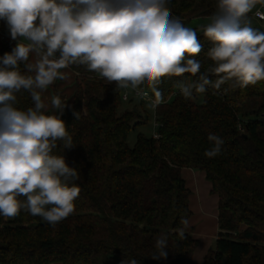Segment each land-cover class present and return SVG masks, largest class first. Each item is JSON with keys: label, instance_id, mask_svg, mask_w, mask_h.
Masks as SVG:
<instances>
[{"label": "trees", "instance_id": "trees-1", "mask_svg": "<svg viewBox=\"0 0 264 264\" xmlns=\"http://www.w3.org/2000/svg\"><path fill=\"white\" fill-rule=\"evenodd\" d=\"M167 6L185 24L210 17L217 0H168ZM8 28L0 20V33ZM197 34L203 73L213 66L207 57L213 45ZM14 47L0 40V57ZM68 69L76 75L71 97L56 90L53 96L66 105L61 118L73 147L58 141L53 154L79 172L70 182L80 189L75 211L55 226L25 210L10 221L0 216V264H189L198 240L182 223L191 215L183 168L202 172L217 197L218 235L202 264H264V81L247 87L229 81L186 99L177 84L199 74L165 77L158 86L163 102L153 109L158 137L139 132L130 146L128 135L146 124L147 112L120 110L122 88L86 65ZM136 90L154 99L146 84ZM32 106L28 92L17 93L16 107ZM210 133L224 140L214 158L205 156L213 147ZM161 236L163 257L156 248Z\"/></svg>", "mask_w": 264, "mask_h": 264}, {"label": "clouds", "instance_id": "clouds-1", "mask_svg": "<svg viewBox=\"0 0 264 264\" xmlns=\"http://www.w3.org/2000/svg\"><path fill=\"white\" fill-rule=\"evenodd\" d=\"M257 4L264 0H217L209 22L199 28L213 45L207 52L213 66L201 73L197 30L173 16L168 0H0V20L18 40L0 57V216L14 219L25 210L55 226L75 211L80 189L70 182L79 172L64 155L53 154L58 141L64 149L73 147L61 118L66 105L53 96L51 106L59 114H46L42 98L55 81L67 78L63 70L86 65L117 88L146 84L153 109L163 102L158 86L165 77L199 74L177 84L186 99L229 81L254 86L264 81V31L249 18ZM22 90L30 94L32 107H16ZM208 140L213 147L205 156L214 158L224 140L212 133ZM166 246V237L157 239L162 257Z\"/></svg>", "mask_w": 264, "mask_h": 264}, {"label": "rangeland", "instance_id": "rangeland-1", "mask_svg": "<svg viewBox=\"0 0 264 264\" xmlns=\"http://www.w3.org/2000/svg\"><path fill=\"white\" fill-rule=\"evenodd\" d=\"M259 5L260 4H257V6L253 9V11L251 13H249V18L251 20L253 27L259 29L260 31H264V20H258V19L253 17V13L259 7ZM262 10L264 12V9H262ZM209 18L210 17L191 19L190 21L185 23V26L191 27V28L199 31L200 26L206 25L209 22ZM128 93H129V98L131 101L122 102L119 109L120 110L132 109L133 106H136L140 113H143L142 111H146L148 114V120L144 126H138L135 129L130 131L128 138H127V142L131 146L135 142L137 133L142 132L143 134L148 135V136H151L153 134V131H154V129H153L154 110L150 106L151 104L149 102L142 101L140 98L134 97L129 90H128ZM200 173H202V172H200ZM192 191L193 192H191V194L193 196L197 197L196 190H192ZM209 194L210 193L208 192L207 196H212V198H214V200H216V196L214 194H210V195ZM210 206H211V204L209 202L207 207H210ZM190 210H191V215L188 219V225L192 227V230H193L192 234L193 233L196 234V239H198V245H197L196 249L194 250V252L191 256L189 264H197V262H199V261H201V263H202V258H203L205 251L209 247H212L214 245V237L213 236L218 235V230H217V226H216V217L215 216L211 215V216H208L205 220L204 219L201 220V218H199L200 214L198 215L195 210H192V209H190ZM4 220L10 221L11 219L4 218ZM41 220L44 221L42 218H41Z\"/></svg>", "mask_w": 264, "mask_h": 264}, {"label": "crops", "instance_id": "crops-1", "mask_svg": "<svg viewBox=\"0 0 264 264\" xmlns=\"http://www.w3.org/2000/svg\"><path fill=\"white\" fill-rule=\"evenodd\" d=\"M2 33L8 35V37L10 39L9 40L7 38V39H5V41L11 42L12 44L16 45L18 40H13L11 38L9 28ZM0 40H1V38H0ZM63 71H65L67 73V78L64 80L55 81V83L53 85H51L42 95V98L44 99L45 104L47 105L46 111L50 112L51 114L55 113V109L52 108V106H51V98L53 97V90L58 91L67 100L71 97V94L73 92L76 75L70 69H65ZM181 176L185 181L186 187L190 191L189 208L192 210H195L198 215L200 214L199 218H201V220L202 219L205 220L208 216H211V215L215 216L216 217V226H217V197H216V200H214V198H212V196H207V193L208 192L210 193V184L204 180L205 179V178H203L204 174L200 173L199 171H195V170H192L189 168H183V169H181ZM192 190H196L197 197H195L191 194V192H193ZM209 202H210L211 206L207 207ZM217 230H218V228H217ZM193 235L196 238V234L193 233ZM213 237H214V240L217 238L216 235H214ZM206 251H205V253H206ZM202 261H203V258H202ZM200 263H201V261L197 262V264H200Z\"/></svg>", "mask_w": 264, "mask_h": 264}, {"label": "built area", "instance_id": "built-area-1", "mask_svg": "<svg viewBox=\"0 0 264 264\" xmlns=\"http://www.w3.org/2000/svg\"><path fill=\"white\" fill-rule=\"evenodd\" d=\"M262 9H264V5H261V4H260L259 7L254 11V13H253V17L256 18V19H258V20H264V16H262V17H258V16H256V12H257V11H259V12L262 13V14H264V12H263ZM0 38H1V40H5V39H7V38L9 39L8 35L3 34V33L0 34ZM9 40H10V39H9ZM128 90L132 93V95H133L134 97H136V98H140L142 101H147V102H149L150 104H151L152 101H153V99L148 95V93H147L146 91H139V90L132 89L131 87H129V88H127V89L122 88L121 99H122V101H124V102H127V101L130 100ZM145 92L147 93V95H144V94H143V93H145ZM156 127H157V123H156L155 120H154V122H153V129H154V131H153L152 136L155 137V138L158 137V135H157V133H156ZM239 129L241 130L240 127H239Z\"/></svg>", "mask_w": 264, "mask_h": 264}]
</instances>
